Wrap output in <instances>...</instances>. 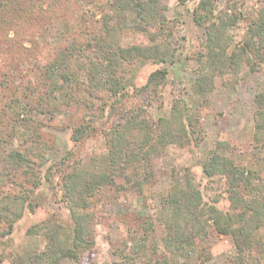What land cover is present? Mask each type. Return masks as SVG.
I'll list each match as a JSON object with an SVG mask.
<instances>
[{"label":"trees","instance_id":"1","mask_svg":"<svg viewBox=\"0 0 264 264\" xmlns=\"http://www.w3.org/2000/svg\"><path fill=\"white\" fill-rule=\"evenodd\" d=\"M165 1L91 0L100 12V20L92 21L94 17L91 13V19L87 17L73 29H65L56 44L46 42L41 45L31 39L34 45L27 51L36 52H30V55L36 54L34 58L39 65L33 71L36 81L31 86H25L30 91L29 96L13 90L6 97V87L0 91V239L11 233L13 225L27 210H34L35 192L41 184L40 173L49 164L45 151H50V140L38 133L37 130L41 128L39 124L29 130L18 147L7 145L14 136L11 132L19 125L20 116L28 108L27 98L34 101L32 109L50 119L55 108L65 103L66 97L72 99L73 88L87 82L82 91L97 98L99 104L77 108V120L71 126L70 135V141L75 146L89 136L95 123L100 127L105 111L108 117L118 114L124 123L106 129L101 126L98 131L107 147L100 170L70 163L72 159L68 154L47 167L43 177L46 182L53 176V170L61 173L62 198L71 214L73 227L65 229L49 222L42 228L47 239L44 249L12 257L7 264H59L64 258L82 261L94 246L92 208L101 190L108 185L115 186L114 178L117 175L130 181V177L123 172L137 165L139 171H145V177H137L132 188L140 193L142 184L148 180L146 176L151 172L149 168L154 159L168 146L184 145V141L189 139L197 144L201 140L197 116L181 101H174L169 118L157 119L150 126L144 124V137L136 149L129 135L142 123L122 114L124 102L130 99V90L135 91V96L145 91L149 97H154L165 82L167 71L159 67L148 74L140 89L135 90L131 81L120 72L124 70V65L137 61L163 64L172 54L168 43L172 30L166 25ZM215 1L199 0L192 12L194 23L204 28L205 32L194 81V92L203 104L208 103L216 74L228 73L233 76L243 63L249 72L254 73L264 63V0L260 1L257 12L247 23L243 42L229 54V28L237 23L239 17L227 13L217 17ZM75 2L77 0H0V29H8L13 24L24 27L33 16L38 21L42 14L46 17L48 12L54 10L67 14ZM129 14L137 20L135 28L131 30L144 35L149 44H122L121 37L127 30ZM12 30L18 35L16 30ZM83 44L94 46L93 58H88L86 62H81L75 56ZM73 60L74 66H71ZM81 72L83 79H80ZM255 104L254 133L248 148L249 152L259 157L264 154V90L257 91ZM9 119L12 124L5 126ZM28 121L29 124L33 122H21ZM225 148L226 144L217 143L215 149L205 157L202 171L207 177L224 178L229 209L223 212L213 203H204L188 170L183 172L182 177L173 174L170 188L160 198L158 214L164 231L161 244L170 256L152 264H188L190 255L207 236L209 228L221 235L231 236L235 254L230 264H263L261 256L264 254V244L255 240L254 233L264 228V177H256L253 171L236 166L223 154ZM147 225L148 228L153 227L151 222H147ZM131 240L134 244V236H131ZM176 257H182L185 261L178 263ZM208 259L209 256L203 255L198 264Z\"/></svg>","mask_w":264,"mask_h":264},{"label":"rangeland","instance_id":"2","mask_svg":"<svg viewBox=\"0 0 264 264\" xmlns=\"http://www.w3.org/2000/svg\"><path fill=\"white\" fill-rule=\"evenodd\" d=\"M198 1H165L166 25L172 30L168 39L172 54L163 64L137 61L124 65V70L120 72L124 78L131 81L135 90H138L145 83L148 74L154 70L160 67L167 71L165 82L157 95L149 97L147 92L141 91L138 92L140 95L135 96V91L130 90L128 94L130 99L124 102L122 114L142 123L129 135L134 149L144 137L145 125L150 126L157 122V119L169 118L175 100L191 108L197 116L201 140L197 144L189 139L187 142L184 141V145L168 146L158 158L154 159L149 168L151 172L146 176L148 180L142 184L140 193L132 188L137 177L140 179L145 177L143 176L145 171H139L137 165L123 172L125 176L130 177V181L125 180L123 176H115V186L108 185L103 188L92 208L94 246L82 261L76 262L64 258L59 264H152L156 260L169 257L170 254L161 244L164 231L158 214L160 198L170 188L173 174L182 177L183 172L188 170L204 203H213L212 205L223 212L229 209L224 178L207 177L202 171L205 157L215 149L217 143L226 144V148L222 150L223 154L236 166L253 171L256 177H264V154L256 157L248 148L252 144L254 133V113L257 108L255 95L258 90H264V63L254 73L249 72L247 65L243 63L239 72L233 76L228 73L216 74L208 103H201V99L194 92L197 60L202 53V42L205 38L204 28L197 26L192 19V12ZM260 1L262 0L215 1L217 17L224 13L236 14L239 17L237 23L229 28L231 41L227 54L243 42L247 23L257 12ZM97 9L91 0H77L67 14H60L58 10H54L48 12L46 17L42 14L43 18L41 16L38 21L33 16L24 27L13 24L8 26V29H0V91L6 87L8 88L5 92L6 97L13 90L18 93L23 92V96H29L30 91L25 86H31L32 82L36 81L37 77L33 75V71L36 65H39L34 58L36 54L30 55V52L35 51H27L34 45L31 39L41 45L46 42L51 45L56 44L64 35L65 29L69 27L73 29L87 17L91 19V13L94 17L92 21L100 20V12ZM136 24L137 20L129 14L127 30L121 37L124 46L149 44L144 35L131 30ZM12 29L16 30L18 35H15ZM93 52V45L83 44L80 52L75 56L81 62H86L88 58H93ZM71 66H74V60ZM208 70L209 68L207 72ZM80 79H83L82 72ZM86 84L87 82L75 86L71 91L72 99L66 97L64 99L66 104L55 108L50 119L47 115H40L32 109L34 101H28L26 97L28 108L20 116L19 125L11 132L14 136L7 145L18 147L29 130L39 124L41 128L37 130L38 133L42 134V138L50 140V151H45V155L49 157L48 166L54 165L68 154L72 159L70 163L86 169L100 170L107 147L98 131L101 126L106 129L111 125L123 124L124 121L118 114L108 117V112L105 111L100 127L98 128L99 125L95 123V127H91L89 136L75 146L70 141V135L71 126L77 120V108L86 104H99L97 98L82 91ZM77 87L80 93H77ZM24 120H33V122L31 124L29 121L21 122ZM11 124L10 119L5 122V126ZM47 167L40 173L41 184L35 192L34 210L32 212L27 210L13 225L11 233L0 239L2 257L0 264H7L12 257L23 256L29 251L41 252L47 243L42 229L46 224L54 222L65 229L73 227L71 214L62 198L61 173L53 170L51 174L53 176L49 182H46L43 177ZM147 222H151L153 227L148 228ZM131 236H134V244ZM254 238L264 244V228L255 231ZM234 254L231 236L221 235L209 228L207 236L187 262L198 264L201 257L207 255L209 259L203 264H230ZM125 257L129 260L126 261ZM184 261V258L176 257V262ZM261 261L264 264V254L261 256Z\"/></svg>","mask_w":264,"mask_h":264}]
</instances>
